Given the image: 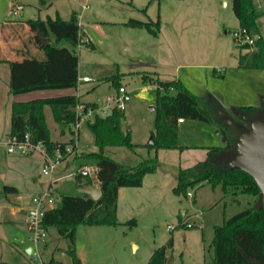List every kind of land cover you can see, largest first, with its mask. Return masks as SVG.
Instances as JSON below:
<instances>
[{
	"label": "rangeland",
	"instance_id": "1",
	"mask_svg": "<svg viewBox=\"0 0 264 264\" xmlns=\"http://www.w3.org/2000/svg\"><path fill=\"white\" fill-rule=\"evenodd\" d=\"M83 1H86L87 7L78 19L85 32L80 30L81 38L90 39L93 44L90 46L86 42L73 47L68 41H55L53 37L52 44L55 43L69 54H73V51L77 53V57L69 56L74 62V76L79 71L92 77V81L79 85L82 95V98L78 97L79 104L80 101L97 98H100V104H104L107 96L116 89V85L108 78L119 76L118 84L124 85L130 95L120 125L124 131L129 130L131 141L140 146L134 150L108 146L104 152L117 162L136 164L155 154L153 148L143 145L149 143L151 132L155 129L156 85L154 82H144L141 76L149 75L155 79L157 74L164 80L186 79L187 86L194 88L193 81L185 75L189 69L183 67L185 65L176 66L197 61L212 64L208 70L203 69L197 75V83L203 90L212 86L225 87L226 82L222 80L225 72L222 70V74L217 75L214 71L222 60L218 50L241 49L231 35L237 26L232 1L52 0L49 6L37 10L34 6H39L38 0H0V28L3 30L7 27L6 23L12 26L16 23L14 26L22 29L23 25L18 23L22 21L20 18L33 17L38 12L41 18L58 14L68 19L73 10L81 11L80 2ZM17 4H21L23 10L21 6L13 15L10 10H14ZM131 18L143 21L158 19V33L154 35L143 26L128 25L127 21ZM254 32H259L264 39V12L257 19V30ZM33 38L38 44V35L28 36L30 41ZM21 40L25 43L26 37ZM201 53H204V57ZM11 81L8 65L0 61V141L6 139L11 101L15 100L16 95L9 90ZM206 94L210 96L213 106L219 104L218 96L210 91ZM45 115L51 138L66 139L68 135L62 137L56 133L57 123L48 106ZM58 126L64 128L60 124ZM208 127L215 137L218 130L201 120L185 119L178 126L179 145L204 147L159 149L156 155L161 161L159 171L163 178L155 183L156 191L147 182L143 188H133L135 192L130 196L133 202L129 204L125 198L121 200L116 225L76 226L74 246L82 250V264H146L152 251L161 245H166V254L172 264H213L214 226L247 207L255 206L258 193H247L233 187L223 191L219 184L212 186L209 183L189 188L187 192L190 191L191 196L173 192L178 169L207 158L210 147H207L206 139ZM219 141L224 142V138H219ZM95 150L97 147L93 142V134L83 123L79 128L77 147L75 145L74 154L70 157L72 166L64 169L59 165L53 176L74 171L79 166L77 159L81 154ZM41 167L39 153H8L0 143V188L5 183L16 185L25 198L22 201L25 206L33 194L43 192L46 188L49 176L41 172ZM50 190L56 197L62 193H80L73 175L53 183ZM131 218L135 222L128 224L127 220ZM168 225L172 227L171 230ZM170 238L171 244L167 245ZM45 239L48 255L62 264H71L65 251L68 242L54 227H49ZM31 243L25 215L11 216L7 209L5 220L0 221V261L28 264L25 248Z\"/></svg>",
	"mask_w": 264,
	"mask_h": 264
},
{
	"label": "trees",
	"instance_id": "2",
	"mask_svg": "<svg viewBox=\"0 0 264 264\" xmlns=\"http://www.w3.org/2000/svg\"><path fill=\"white\" fill-rule=\"evenodd\" d=\"M50 2L51 0H38L39 7L49 5ZM232 9L238 20V27L249 31L257 30V19L264 10L258 8L255 0H232ZM21 24H26L30 31L38 35V45L46 53L51 51L52 46L49 42L45 44L40 42V33L47 41L49 34H52L55 41L66 40L73 47L80 43V25L75 12H72L68 19L55 14L54 17L47 16L44 19L28 18ZM127 24L143 26L154 35L159 31L158 19L143 21L131 18ZM242 48L246 51L239 53L240 67L264 69V39L261 34L256 37L252 45L245 44ZM155 75V79H151L149 75L141 76L144 82L150 81L156 85L154 87L155 129L150 135L152 143L143 145L153 148L154 156L144 158L136 164L113 160L105 154L106 147L121 146L134 150L140 145L131 141L129 130L124 131L121 128L123 110L112 108L108 114H95L92 119L84 123L93 134V142L97 150L82 153L77 162L78 165H97V183L101 189V195L93 199L84 193H62L56 207L46 211L42 217L41 222L44 227H54L68 242L65 251L73 264H79L74 249L76 226L79 224L116 225L118 223L116 207L119 188L140 186L143 176L154 172L158 166L156 155L158 149L185 148L177 142L179 118L197 119L213 125L225 138V144L209 147L205 160L179 168L176 183L172 188L175 194L186 195L189 188L203 183H209L212 186L219 184L223 191L233 187L240 188L247 193L259 192L249 174L239 168L225 167L213 159L221 150L231 148L234 139L233 125L241 122V126L246 127L245 117L257 108L252 106L226 108L221 104L213 106L208 94L195 95L180 79L162 80L157 74ZM108 79L116 85V89L121 85L118 84V75ZM83 104L85 107L96 105L95 102ZM45 105H49L52 117L58 124L67 126L75 121L77 101H12L8 135L22 139L28 132L31 141L43 142L46 149L52 153L56 147H63L67 142L51 140L45 120ZM68 142H73V140L70 139ZM75 178L77 187L91 183L88 178L83 180L80 176H75ZM16 192L17 188L13 185L4 184L0 188V196ZM134 222L133 218L127 220L128 224ZM170 244L171 238L167 241V245ZM212 245L213 264H264V206L247 207L224 219L222 224L215 225ZM0 264L7 263L0 261ZM48 264H60V262L51 257ZM146 264H172L166 254V245L155 248Z\"/></svg>",
	"mask_w": 264,
	"mask_h": 264
},
{
	"label": "crops",
	"instance_id": "3",
	"mask_svg": "<svg viewBox=\"0 0 264 264\" xmlns=\"http://www.w3.org/2000/svg\"><path fill=\"white\" fill-rule=\"evenodd\" d=\"M255 1H256L258 8L264 10V0H255ZM82 4H86V7H87L86 1L80 2V6ZM34 7L37 10H40L41 8H44L47 6H44V7L34 6ZM86 7L85 8L81 7L82 9L80 12H77L75 10L72 11L76 13L77 19H79V17L82 14V11L86 9ZM21 10H23V6ZM38 13L37 14L35 13L33 17L29 16L26 18H20L22 21L18 23L19 24L24 23V21L28 18H34V17L41 18ZM41 19H44V18H41ZM14 24L16 23H13V26L7 25V27H5L3 30L0 28V59H3L0 61L8 65L9 74H11L12 76V81H11L9 90L12 91L13 93H16V95L14 96L15 100H12V101H28V100L70 101V100H73V101L78 102V97L82 98L81 91H79V85L82 82H90V81L79 80L78 77L82 75H87V74H81L79 73V71H77V75L74 76V73L72 71V69L74 68V62L71 61L72 59L69 57L71 56V54H69L67 51H62V49H59L55 43L52 44V37H53L52 34H49L48 41H47L52 46V49L49 53H46L39 47V45L36 43L34 38L31 41L30 39H28V36H33L35 33L30 31L26 24L23 25L22 29L17 27L16 25L14 26ZM237 27H238V20H237V26L233 29H236ZM80 30H82L81 25H80ZM252 34L257 37L260 33L259 32L256 33L252 31ZM22 37L23 38L26 37L25 43L21 40ZM87 38L89 37L87 36ZM87 44L91 46L93 43L89 39V42ZM244 51H246V49H243V48L241 49V51L240 49H236L235 51L233 49L226 50V49L219 48L218 52L221 54L222 60L219 62V65L217 66V68L214 69V71L217 73V75H221L222 70L225 72V74L223 73L222 75L223 76L222 80L226 82V85L223 88L221 86H212V88H207L206 90H203V88L197 83L199 80L197 75H200L201 72H203L202 71L203 69L208 70L212 64L201 63L197 61L177 64L176 66L178 67L179 65L181 66L185 65L183 67L189 69V71H187L185 75L187 79L193 81L194 88L193 87L189 88V86H187L186 79H182L180 81L195 95H204L210 91L211 93L219 97V104H221L222 106L226 108H234L237 106H252L256 108L262 107L264 106V69L240 67L238 64V56L240 52H244ZM201 54H202V57H204V53H201ZM73 57H77V53L75 51H73ZM72 82L74 83V85L72 84ZM151 86L154 87V85H151ZM115 92H116V89L113 93ZM99 99L100 98H97L91 101L83 100V101H80V103L95 102L99 104L100 103ZM47 106L49 107V105L44 106V114H45ZM45 120H46V115H45ZM184 120L185 119L178 121V126L183 124ZM56 125L58 127L56 133H58L59 136H62V137L66 135L68 136L66 139H63V140L51 138L50 136L51 140L60 141V142H68L70 139H72L73 130L70 125L64 126L63 129L59 128L58 123ZM9 129H10V126H9ZM206 130H207L206 139L208 140L207 147L223 146L225 144V140L224 142L220 143L219 138L223 136L219 132H217L216 135L214 134L215 135L214 137L213 135H211L209 127ZM76 135H77V139H76L75 145L77 147L79 129ZM134 144L140 145L137 142H135ZM184 147L186 149L190 147H204V146H184ZM180 150H184V148ZM158 156L160 157V154H158ZM41 160H42V157H41ZM71 166H72V162L67 161L65 164V167L63 168L69 169ZM160 166H161V161L158 158V166L156 170L152 173L145 174L143 176V181L140 186L119 188L118 197H117V207H116L117 217L119 215L118 213L121 208L122 198H125L129 204L133 202L132 197H130L135 192L134 191L135 189L133 188H143V186L147 182L148 184L152 185V190L156 191L154 186L156 187L157 184L155 185V183L158 180L163 178L162 173H160L159 171ZM5 184H9V183H5ZM90 184L98 185V183H90ZM9 185H13V184H9ZM13 186L17 188V192L4 195L3 198L0 199V221L5 220V212L7 211V209L9 210V213L11 216H16V214L25 215L26 208L30 204V200H28L27 206H25L26 204L22 202L25 199L23 194L21 193V191L16 185H13ZM80 186H84V184ZM48 187H49V180L46 184L45 190ZM38 193H41V192H36L35 194H38ZM74 249H75L76 256L79 259V264H82L83 255H82L81 248L76 245L74 246Z\"/></svg>",
	"mask_w": 264,
	"mask_h": 264
},
{
	"label": "built area",
	"instance_id": "4",
	"mask_svg": "<svg viewBox=\"0 0 264 264\" xmlns=\"http://www.w3.org/2000/svg\"><path fill=\"white\" fill-rule=\"evenodd\" d=\"M81 7L85 8L86 4H82ZM20 8L21 5H15L14 10H10L11 14H16L17 10ZM231 35L236 45L240 48H242L245 44L252 45L256 39V36L252 34V31L241 27L233 29L231 31ZM86 42L88 43L89 39L80 38L79 44H84ZM78 79L82 81H91L92 77L89 75H82L78 77ZM129 99V91L124 85H120L116 89L115 93L107 96V101L104 104L96 103L94 107H85L83 103H77L75 106V121L70 124L73 130V142H67L63 147H56L52 153L46 149L43 142L31 141L30 134L28 132L24 134L22 139H16L14 136L7 135L5 140L0 141L8 153H18L21 155H28L35 152L39 153L42 157L41 172L44 175L49 176V187L41 193L34 194L30 199L29 206L26 208L25 225L29 238L32 242L29 245L30 251L27 252L28 264H48L51 258L47 252V241L45 239L49 228L44 227L41 222L44 213L56 207L60 199V197L54 196L53 192H51V185L63 177L71 175L80 176L82 179L88 178L91 183H97L98 167L95 164H81L70 173L53 176L59 165L65 167L66 162L71 161L70 157L73 156L75 151V142L77 139L76 134L80 125L86 120L92 119L95 114H108L112 108L123 110L125 103ZM181 120V118L178 119V121ZM187 195L191 196L192 193L189 191L187 192ZM187 225L190 226L191 223H187ZM168 229L171 230L172 227L168 225ZM60 264L62 263L60 262Z\"/></svg>",
	"mask_w": 264,
	"mask_h": 264
},
{
	"label": "water",
	"instance_id": "5",
	"mask_svg": "<svg viewBox=\"0 0 264 264\" xmlns=\"http://www.w3.org/2000/svg\"><path fill=\"white\" fill-rule=\"evenodd\" d=\"M39 37L42 44L47 43L42 33ZM245 120L246 127L233 129L234 139L231 148L221 150L214 159L225 167L239 168L249 174L259 190L255 206L262 207L264 206V106L255 109L245 117ZM149 143H152L151 138ZM78 192L87 194L93 199L101 195L99 185L93 184L78 187ZM25 251L29 252L30 247H26Z\"/></svg>",
	"mask_w": 264,
	"mask_h": 264
},
{
	"label": "flooded vegetation",
	"instance_id": "6",
	"mask_svg": "<svg viewBox=\"0 0 264 264\" xmlns=\"http://www.w3.org/2000/svg\"><path fill=\"white\" fill-rule=\"evenodd\" d=\"M239 121H241L240 119H239ZM229 122V121H228ZM242 123L241 122H236L234 125H233V128L234 129H241V128H243L242 126Z\"/></svg>",
	"mask_w": 264,
	"mask_h": 264
}]
</instances>
